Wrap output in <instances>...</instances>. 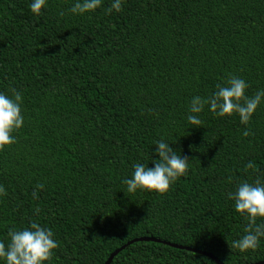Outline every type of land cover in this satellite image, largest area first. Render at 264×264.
I'll return each instance as SVG.
<instances>
[{
	"label": "trees",
	"instance_id": "trees-1",
	"mask_svg": "<svg viewBox=\"0 0 264 264\" xmlns=\"http://www.w3.org/2000/svg\"><path fill=\"white\" fill-rule=\"evenodd\" d=\"M72 2L48 0L33 16L30 0H0V91L21 93L24 116L0 150V241L36 222L58 243L49 264H104L141 238L160 242H134L110 264H218L164 242L263 263L264 240L231 249L247 220L226 194L264 178V104L247 136L236 115L205 108L201 128L185 116L193 95L230 75L249 97L264 88V0H123L107 15L103 0L82 16ZM161 138L188 159L186 174L165 193H127L123 178L136 162L152 167Z\"/></svg>",
	"mask_w": 264,
	"mask_h": 264
},
{
	"label": "clouds",
	"instance_id": "clouds-1",
	"mask_svg": "<svg viewBox=\"0 0 264 264\" xmlns=\"http://www.w3.org/2000/svg\"><path fill=\"white\" fill-rule=\"evenodd\" d=\"M122 3L123 0H110L108 7L104 8V14L119 13ZM47 4L48 0H30L28 8L33 16H40ZM102 7L103 0H73L68 12L82 16ZM247 88L248 84L243 78L230 75L216 84L215 91L209 96L193 95L185 116L188 128H201L200 114L207 108L214 117L230 118L236 115L239 123L245 126L242 135L247 136L249 133L246 129L252 115L258 106L264 104V88L257 89L251 97L246 95ZM21 104L22 95L15 88L0 91V150L15 143L13 133L23 126ZM171 144L174 143L164 138L154 142L155 151L151 156L156 158L150 160L151 168L141 162L132 164L130 177L122 180L127 193L133 194L138 190L165 193L186 174L189 161L174 150ZM245 167L251 168V162ZM43 187V184L36 186L38 190ZM3 195L5 189L0 185V196ZM226 195L232 201L235 212L247 220L243 234L231 241V249L239 253L256 250L261 240H264V178H257L251 183L241 181ZM32 198H37L36 191H33ZM38 212L39 209H36L35 213ZM57 247L53 231L36 222H30L25 228H9L7 242L0 241V264H49Z\"/></svg>",
	"mask_w": 264,
	"mask_h": 264
},
{
	"label": "water",
	"instance_id": "water-1",
	"mask_svg": "<svg viewBox=\"0 0 264 264\" xmlns=\"http://www.w3.org/2000/svg\"><path fill=\"white\" fill-rule=\"evenodd\" d=\"M138 241H155V242H160L159 240H155V239H151V238L135 239V240H133V241L128 242V243L125 244L124 246H122V247L116 249L115 251H113V252L110 254V256L108 257V259L105 261L104 264H110V262L112 261V259L115 257V255H116L117 253H119L121 250H123L126 246H128V245H130V244H132V243H134V242H138ZM164 244L169 245V246H171V247H173V248H177V249H185V250H188V251H192V252H195V253L201 254V255H203V256H206V257H209V258L215 260L218 264H220V263H219V262H218V261L212 256V255H210V254H207V253H204V252H201V251H196V250L189 249V248H185V247H180V246H177V245L168 244V243H165V242H164ZM256 264H264V262H263V263H256Z\"/></svg>",
	"mask_w": 264,
	"mask_h": 264
}]
</instances>
